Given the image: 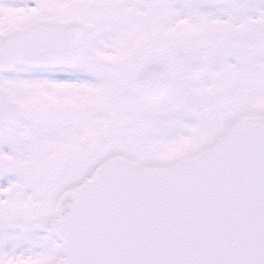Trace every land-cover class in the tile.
I'll return each instance as SVG.
<instances>
[{"label":"snow or ice","instance_id":"obj_1","mask_svg":"<svg viewBox=\"0 0 264 264\" xmlns=\"http://www.w3.org/2000/svg\"><path fill=\"white\" fill-rule=\"evenodd\" d=\"M0 264H264V0H0Z\"/></svg>","mask_w":264,"mask_h":264}]
</instances>
